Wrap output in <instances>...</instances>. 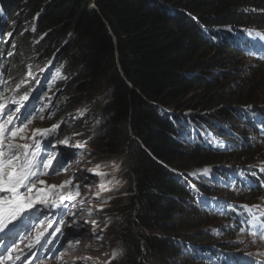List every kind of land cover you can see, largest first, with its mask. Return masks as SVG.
<instances>
[{
	"label": "trees",
	"instance_id": "1",
	"mask_svg": "<svg viewBox=\"0 0 264 264\" xmlns=\"http://www.w3.org/2000/svg\"><path fill=\"white\" fill-rule=\"evenodd\" d=\"M261 27L264 0H0V112L8 110L5 101L37 61L59 73L51 80L59 91L45 90L42 97L56 99L54 119L84 96L104 94L100 144L123 155L130 185L121 209L125 225L117 234L126 253L123 264H166L169 255L172 264H195L201 253L215 252L203 249L206 233L195 225L190 233L192 219L203 211L193 186H206L184 180L177 170L211 161L212 154L204 126L194 127L174 112L183 108L190 89L206 94L222 88L230 76L216 70L222 65L217 58L256 52L258 44L247 32ZM27 32L43 38L34 45ZM27 81L17 88L19 97L29 90ZM217 93L208 98L220 100ZM202 123L220 132L210 120ZM81 132L74 124L53 135ZM251 152L242 148L240 156ZM258 184L253 192L263 191L264 178ZM243 217L234 206L222 219L239 230Z\"/></svg>",
	"mask_w": 264,
	"mask_h": 264
},
{
	"label": "rangeland",
	"instance_id": "2",
	"mask_svg": "<svg viewBox=\"0 0 264 264\" xmlns=\"http://www.w3.org/2000/svg\"><path fill=\"white\" fill-rule=\"evenodd\" d=\"M31 32H27L25 37H34L35 45L43 36ZM247 36L250 40H256V52L242 53L237 58L229 56L225 61L223 57L217 58V61L222 59V65L216 70L226 69L230 76L224 86L206 92L208 96L200 90L190 89L181 101L183 108L174 112L187 117L194 127L204 126L205 140L211 148L210 159H214L213 162L192 165L185 171L177 170L184 180L190 179L206 186L204 189L193 186L201 198L200 206L203 211L198 214L196 220L191 218L193 224H190V233L195 228L206 233L209 240L203 249L208 248L215 252L211 254L208 251L204 256L201 253L200 262L195 264H264V238L259 235L264 232V187L261 192L252 191L258 189V183L264 178V27L248 30ZM58 57L62 62V57ZM259 64L263 66L256 68ZM56 73V67L51 65L42 69V64L38 61L34 66L27 67L24 78L19 79V85L23 88V82L28 79L25 85L29 84L31 88L24 94H27L29 99L21 102L22 107L13 104V100L20 101L21 98L18 92L22 88H16L5 101L9 108L3 113H11L16 117L14 124L7 125L10 129L27 124L23 133L26 137H31L35 129H52L53 125H59L46 135L36 136L35 140L17 138L15 141L20 144H35L38 141L41 146L38 161L47 162L50 156L55 157L51 168L40 169L48 174L40 175L39 179L46 183L37 184V187L44 189L49 194V199L55 200L59 206L46 208L37 204L34 208L27 209L17 217V221L12 222L15 225L21 223L22 227L17 230L18 233L16 231L15 236L1 240L0 246L5 241L14 240L19 234L21 240L10 248L13 249L11 261H15L16 256H22L21 263L33 260L31 263H25L49 264L50 258L48 261L44 259L52 252L56 254L59 251L58 255L61 256L63 251L69 249L67 260L71 259L70 264L126 263V253L117 234L125 225L121 209L127 205L129 197L128 171L123 155L109 152L100 144L107 118L104 107L108 98L100 93L86 95L83 100L75 102L66 114L54 119L56 99L49 101V97L46 100L42 97L45 90L52 93L59 91L52 89L54 84H51L52 75ZM41 86L45 89L40 90ZM214 92L221 94L220 100L208 98ZM74 94L67 93L65 99H60V102L64 103ZM170 106L174 108L175 105ZM17 107H20L19 112L15 111ZM231 113H242L246 119L234 118ZM224 114L225 117L222 118ZM40 116L44 118L41 119ZM206 120H210L213 129L220 132L206 128L202 123ZM245 120H248L249 124ZM260 121L262 123H259ZM74 124L82 131L80 134L53 135L60 127ZM65 138L69 142L68 145L60 143ZM242 148L251 150L252 155L249 158L241 157ZM97 165L100 167L97 168ZM205 169L208 171L205 172ZM258 176L263 178L259 179ZM65 181L71 183L63 188H49L51 185H62ZM77 185L79 195L76 194ZM20 191L24 192V189ZM61 195L65 197L62 204L59 200ZM69 195L72 196L71 200L67 199ZM234 206L242 208L244 212L239 230L222 219L227 209ZM74 221L79 225L76 228L70 227ZM193 225L195 228H192ZM57 227L62 229L63 234L51 235ZM40 232L45 233L46 239L37 244L35 240ZM96 236L102 239L98 240ZM165 239L168 240V237ZM29 245L32 247L29 248ZM114 251L122 254L113 259ZM170 257L171 255L167 257L166 264L173 263ZM148 264L156 263L149 260Z\"/></svg>",
	"mask_w": 264,
	"mask_h": 264
},
{
	"label": "snow or ice",
	"instance_id": "3",
	"mask_svg": "<svg viewBox=\"0 0 264 264\" xmlns=\"http://www.w3.org/2000/svg\"><path fill=\"white\" fill-rule=\"evenodd\" d=\"M8 35L10 36L11 33ZM256 35L259 36L260 34ZM29 75H31V71H29ZM57 76H59V73H57ZM19 87L20 85H17V88ZM28 99V95L25 94L20 98V101L13 100L12 103L19 104L22 107L23 104L21 102L27 101ZM2 107L3 105H0V108ZM249 108H251V106H249ZM15 111L19 112L20 107H17ZM43 118L44 117H41V119ZM15 119L16 117H14L11 113L5 114L0 112V234H2L0 235V239L10 238L13 236L17 230V225L12 222L16 221L17 217L21 216V214L27 209H32L37 204L43 205L46 208H55L59 206L55 200L49 199V194L46 193L44 189L37 187V184L44 185L46 183L44 180L39 179L40 175L48 174L46 172H41L40 169L51 168L55 157L50 156L47 162H44L43 160L38 161L37 156L41 147L38 141L35 144H29L27 142L20 144L15 142L17 138L20 140H35L36 136L46 135L50 131L58 128L59 125H53L52 129H35L31 137H26L23 133L27 128V124H23L22 127H13L11 129L7 127V125L14 124ZM28 123H31V121H28ZM5 133H7L6 136ZM60 143L68 145L69 142L67 138H65L63 141H60ZM71 146L82 147V145ZM99 167L100 166L97 165V168ZM116 170H118V166ZM204 171L207 172L208 170L205 169ZM98 174L106 175L103 173ZM70 183L71 181H65L62 185H51L49 188H63L66 184ZM76 187V194L79 195V185ZM101 187L103 188V185H101ZM21 189H24V192H21ZM34 189L35 191H33ZM5 193L8 195H3ZM67 199L71 200L72 196L69 195ZM59 200L62 204L65 197L61 195ZM93 224H95L94 221ZM9 225H12V227H9ZM78 226V222L75 221L72 225H70V227L73 228ZM49 227H51V225H49ZM105 227H107V225H105ZM58 233L63 234L60 227H57L55 232L51 233V235L55 236ZM256 234L257 233H253V235ZM44 235V232L38 233L35 243L39 244L41 242V237ZM259 235L261 238H264V232L259 233ZM96 239L99 240L102 239V237L96 236ZM28 247L31 248L32 245H29ZM3 251L9 252V255L3 256L2 252H0V264H4V261L12 260L11 252L13 249L5 246ZM120 254H122V252L114 251L112 258L115 259L117 255ZM55 258L59 259L60 256L58 255ZM15 259L19 260L20 256H16Z\"/></svg>",
	"mask_w": 264,
	"mask_h": 264
},
{
	"label": "bare ground",
	"instance_id": "4",
	"mask_svg": "<svg viewBox=\"0 0 264 264\" xmlns=\"http://www.w3.org/2000/svg\"><path fill=\"white\" fill-rule=\"evenodd\" d=\"M3 73V72H2ZM30 87V86H29ZM31 88V87H30ZM40 89V88H39ZM9 92V91H8ZM7 93V92H6ZM5 93V94H6ZM18 93H20V92H18ZM29 93V92H28ZM21 94H22V92H21ZM7 95H8V93H7ZM6 95V96H7ZM25 95V94H24ZM23 96V95H22ZM22 96H20V97H22ZM17 98H19L18 96H17ZM1 99V98H0ZM8 99V98H7ZM7 101V100H6ZM4 103V102H3ZM2 103V104H3ZM5 105V104H4ZM38 115V113L36 114V116ZM46 116V115H45ZM34 117V116H33ZM41 117V116H40ZM46 118V117H45ZM34 119H35V117H34ZM43 121H45V120H43ZM61 137V136H60ZM95 175V174H94ZM98 176V175H97ZM233 213H234V211H233ZM33 225V224H32ZM22 226H21V223H18V225H17V230H19L20 228H21ZM16 230V231H17ZM16 233V232H15ZM15 233L13 234V236H15ZM17 234V233H16ZM12 236V237H13ZM9 239V238H8ZM46 239V235L44 236V238L42 239V241L41 242H44V240ZM18 243V237L17 238H15L14 240H12V241H9V242H3V244L1 245V248H0V252H2V255L3 256H6V255H9V253H6L7 251H3V249H4V247L5 246H7L8 248H10V247H12L13 245H16ZM68 250L69 249H66L65 251H63L61 254V256H60V259L58 260V261H56L55 259V257H57V255H58V252L56 253V254H54V252H52L50 255H49V257H47V259H44V261H48V258H50V260L48 261V263L49 264H70V261H71V259H69V260H67V255H68ZM12 254V253H11ZM72 254V253H71ZM75 254V253H74ZM53 255H55V256H53ZM22 257V256H21ZM20 257V258H21ZM69 258H70V256H69ZM72 258V257H71ZM12 259H13V256H12ZM21 261V259H19V260H15V261H11V260H9V261H4V264H26L25 262H27V261H25V262H23V263H21L20 262Z\"/></svg>",
	"mask_w": 264,
	"mask_h": 264
}]
</instances>
